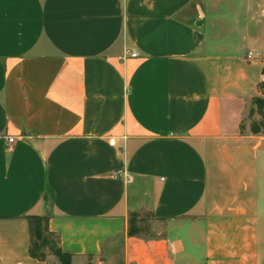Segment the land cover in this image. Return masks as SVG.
I'll use <instances>...</instances> for the list:
<instances>
[{"label": "crops", "instance_id": "crops-1", "mask_svg": "<svg viewBox=\"0 0 264 264\" xmlns=\"http://www.w3.org/2000/svg\"><path fill=\"white\" fill-rule=\"evenodd\" d=\"M263 68L264 0H0V264H261Z\"/></svg>", "mask_w": 264, "mask_h": 264}, {"label": "trees", "instance_id": "trees-1", "mask_svg": "<svg viewBox=\"0 0 264 264\" xmlns=\"http://www.w3.org/2000/svg\"><path fill=\"white\" fill-rule=\"evenodd\" d=\"M264 74V68L262 69ZM260 96L251 100L248 119L249 130L253 135H264V82L257 85ZM257 117V118H255ZM30 246L29 255L39 262H46L47 253L53 255L60 264H70L71 257L63 254L59 249V237L48 230V216L27 217ZM147 219H139L136 215L128 220V236L142 237L151 234V228L147 225Z\"/></svg>", "mask_w": 264, "mask_h": 264}, {"label": "rangeland", "instance_id": "rangeland-1", "mask_svg": "<svg viewBox=\"0 0 264 264\" xmlns=\"http://www.w3.org/2000/svg\"><path fill=\"white\" fill-rule=\"evenodd\" d=\"M255 118H257V117H255ZM259 213H260V236H261L260 257L262 259L261 264H264V178H262V180L260 179ZM146 222H147V225L150 226V228H151V221L147 220ZM119 249L120 248L118 247V250H116V251H120ZM46 262H47V264H60V262L50 253H47Z\"/></svg>", "mask_w": 264, "mask_h": 264}, {"label": "built area", "instance_id": "built-area-1", "mask_svg": "<svg viewBox=\"0 0 264 264\" xmlns=\"http://www.w3.org/2000/svg\"><path fill=\"white\" fill-rule=\"evenodd\" d=\"M125 55L129 56V57H132V58L136 57V54H129L127 52H126ZM257 57H259V54L256 53V52L255 53L249 52L247 54V58L248 59L257 58ZM8 143L9 144L13 143V139L12 138H8ZM112 176H113V178L121 179V180H123L126 183H131L133 181V178L124 169L114 172Z\"/></svg>", "mask_w": 264, "mask_h": 264}]
</instances>
